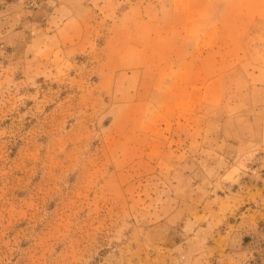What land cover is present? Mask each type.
I'll list each match as a JSON object with an SVG mask.
<instances>
[{
	"label": "rangeland",
	"instance_id": "obj_1",
	"mask_svg": "<svg viewBox=\"0 0 264 264\" xmlns=\"http://www.w3.org/2000/svg\"><path fill=\"white\" fill-rule=\"evenodd\" d=\"M172 2L0 0V264H264V0L188 15L211 33L189 83L220 88L197 134L164 127L193 147L160 169L141 130Z\"/></svg>",
	"mask_w": 264,
	"mask_h": 264
},
{
	"label": "crops",
	"instance_id": "obj_2",
	"mask_svg": "<svg viewBox=\"0 0 264 264\" xmlns=\"http://www.w3.org/2000/svg\"><path fill=\"white\" fill-rule=\"evenodd\" d=\"M208 7L209 0H173L172 10L175 12L173 14L179 15L178 21L174 19L173 22L176 21L178 25L180 24V27L176 28L175 26L172 28V33L164 36V39L154 38L156 42L160 40L162 44L158 48L160 50L158 54L170 55L171 62L161 64L153 71L155 80L151 89L152 92L149 94L150 99L145 103V105L152 108L153 114L150 115V119L147 117L144 119L146 122L142 126L141 135L147 138V153L156 161L160 169L172 166L175 160H177V167L184 166L186 155L192 151L193 147L189 143V138L184 143L185 148L168 146L162 139L164 127L173 126L172 123L178 119H180V123L184 121V124L188 125H191L195 119L199 120L202 116L193 115L191 111L204 108L209 102L210 96L219 92L220 85L217 80L205 84L191 85L189 83L194 64L198 63V60H194V57L196 55L197 57H203L211 48L209 44L211 33L209 28H201L200 32H195L192 27L193 21L188 15L192 11L201 15L203 8ZM195 24L201 25L202 18H200V22L196 20ZM166 41L176 44V47L172 48L169 45L165 47ZM192 42L196 47L192 48ZM195 126L194 123L193 126H189L188 136L197 134L199 129L195 131ZM191 132L193 133L191 134ZM202 134H204V130L198 133L199 139L202 138Z\"/></svg>",
	"mask_w": 264,
	"mask_h": 264
}]
</instances>
